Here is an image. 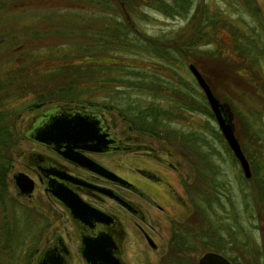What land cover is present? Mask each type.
Here are the masks:
<instances>
[{
	"label": "rangeland",
	"instance_id": "374dc122",
	"mask_svg": "<svg viewBox=\"0 0 264 264\" xmlns=\"http://www.w3.org/2000/svg\"><path fill=\"white\" fill-rule=\"evenodd\" d=\"M5 1L8 3L7 6L25 5L24 10L11 11L13 15L10 18L17 17L14 19V25L18 32L24 31L23 26L28 24L27 33L33 27L36 29L35 26L45 24L40 19H45L42 13H46V10L59 13L66 7L75 5H84L87 11L90 10V5L103 9V5L88 0ZM171 1L124 0L122 2L124 10L122 14H118V19L130 21L142 36H167L166 38H174L178 34H181L182 38L191 36L196 29V24H199V20L202 19L203 27L197 42V47L202 52L194 56L187 54L188 60L185 63L176 59L187 81H176L175 78L167 77L171 75V72L165 68L166 62L151 53L141 51L137 54L130 49L112 50L106 56L119 62L118 65H125V73L129 68L134 71V75L138 72L139 80L136 81L149 83L152 91L146 92L141 89L144 88L140 86L142 83L138 86L131 79L133 77L122 76L120 73L122 71L106 68V71H100L95 75L97 76L96 84L94 83L93 86L98 90H95L91 96L84 94V102L53 101L24 111L16 122L17 129L21 133L25 131L33 116L53 105L76 106L84 110L99 111L105 117L110 131L122 141L146 143L160 156L174 164V167L161 164L158 168L153 160L144 157L140 151H132L124 155L117 153L111 157L114 170L124 175H132L134 166L148 160L155 165V171L161 177L160 181L152 184L151 195L164 208L162 211L149 212L152 214L151 221L156 225L157 232L153 235L157 247H150L140 240L130 244V260L133 264H159L160 257L164 254L167 256L169 252L168 239L171 237V230L178 222L189 226L190 235L199 232L196 231L201 225H197L192 220L196 212L194 202L191 200L192 193L188 187H191V184L198 179L196 168L201 160L195 163L197 157L193 158L189 154L185 156L189 153L188 148L193 146L186 139L194 135L197 154L201 156L202 153L206 154L202 157L205 170L204 160L207 161V168L210 166V171L216 172L213 176V185L217 188L211 187L208 191L209 196L216 200L206 209V212L212 213L215 225L219 224L218 219L215 218H220V230L217 231L216 226L212 228L214 231L209 232L208 239L206 233L202 237H195L198 238L196 241L199 245L198 249L190 248L185 252L186 257L179 260L190 261L188 264H197V259L203 251L215 248L239 260L240 263L264 264V0H187L184 7L174 6L177 14H169L163 9H165L164 3ZM106 11V14L114 16L112 10L106 9ZM34 13L38 14L32 16ZM50 26L47 29H50ZM70 34L44 32V29H41L38 32V38L44 37V39H33L34 43H32L40 44L39 52H44L47 46L43 45L49 43L58 42V44L70 46L73 43ZM245 43H248L250 49L256 53L255 61L251 54L244 60L239 57L238 47ZM10 55L11 53L6 49L0 50V74L2 75L4 70L9 68L10 61L14 59L13 57L7 62L12 57ZM188 61L196 63L215 96L227 107L235 135L249 162L250 176L244 175L228 143L222 141L218 134L213 133L216 129L221 133L214 114L211 116L206 107L195 108V104L193 105L195 102L184 105L175 101L176 91L180 93V97L183 96V92H187L189 99L197 100L199 103L202 100V94L204 95L187 66ZM149 64L155 66L148 70ZM162 67L166 71L159 69ZM148 71H154V78L142 77ZM148 105H151L149 109ZM170 107L173 108L172 111ZM123 108H126V112ZM157 110L164 114H158V118L163 117V120H154L151 113ZM121 111L126 114L122 115ZM125 117H132L136 123L156 126L159 132L138 130L132 127L130 118ZM195 140H193L194 143ZM30 143L31 140L23 137L14 152L13 166L8 179L9 194L15 202L28 205L29 208L33 207L47 216L48 224L44 226L42 236L37 241L38 250L44 247L48 239L54 237L55 232L63 237L66 232L71 233L72 244H75L76 236L71 221L62 215L57 205L46 199L42 189L36 188L32 196L27 198L13 184L11 175L16 169L22 168L21 160L24 152L30 147ZM223 182H226V186L222 189ZM10 209L12 211V207ZM238 224L241 225L240 230ZM204 227L202 226V229ZM168 260H170L169 257Z\"/></svg>",
	"mask_w": 264,
	"mask_h": 264
},
{
	"label": "trees",
	"instance_id": "16d2710c",
	"mask_svg": "<svg viewBox=\"0 0 264 264\" xmlns=\"http://www.w3.org/2000/svg\"><path fill=\"white\" fill-rule=\"evenodd\" d=\"M88 1L103 5V9L99 6L90 5V10L87 11L84 5H75L76 7H66L59 13L46 10V13H42L46 20L40 19L45 24L35 26L36 29L33 27L32 30L28 31L30 34L26 32L28 26L26 24L23 26L24 31H19L23 34L21 35L14 25V19L17 17L10 18L13 15L10 12L18 9L24 10L25 5L7 6L8 3L5 0H0V50L3 48L11 53L10 56L12 57L7 62L14 57L10 61L9 68L4 70L3 75L0 74V264H31L32 256L38 248L37 241L42 236L49 221L43 212L15 202L9 194L8 179L13 166L14 152L19 146L20 140L25 137L24 131L21 133L16 125L21 114L53 101L84 102V94L91 96L95 90H98L97 87L93 86L97 78L95 75L100 71L111 70V68L119 72L122 71L120 72L122 76L133 77L131 79L138 86L139 83H142L140 86L144 88L141 89L146 90V92L152 91L149 83L136 81L139 80L138 72L134 75V71L129 68L125 73V65H118L119 62L109 59L106 56L109 51L120 49L127 51L130 49L131 52L137 54H140L141 51L151 53L166 62L164 66L171 72V75L167 77L175 78L176 81H187L181 73L180 64L177 62L185 63L188 60L187 54L194 56L202 52L197 47L198 39H200L199 33L203 27L202 19L199 20V24H196V29L191 36L186 38H182L181 34L174 38L142 36L130 21L118 19V14H122L124 10V3H122L124 0ZM186 4L187 0H172L169 3H164L165 9L163 11L169 14H177L178 12L174 11V6L184 7ZM106 9L112 10L114 16L111 17L106 14ZM36 14L38 13H34L32 16H36ZM48 26L50 29H47ZM14 28L17 32L14 31ZM39 29H44V32L72 33L70 36L73 43L70 46L61 45L58 42L44 44L43 46L46 45L47 49L44 52H39L40 44H33V39H44V37L38 38ZM75 33L78 35H74ZM236 39L239 40L237 37ZM248 45L245 43V45L241 44L238 47L239 57L244 60L247 55L251 54L255 61L257 59L256 56L254 57L256 53ZM242 62L245 63V61ZM188 63L190 62L188 61ZM193 63L196 66V63ZM154 66L149 64L148 70ZM159 69L166 71L163 67ZM154 75V71H148L142 77L154 78ZM130 85L133 86V84ZM179 94L178 91L174 94L176 102L184 105L195 102L193 103L195 108L200 106L204 109L206 107L207 112L213 116L203 94L200 103L197 100L189 99L187 92H183L181 97ZM150 106H147L148 109ZM192 108L194 107L192 106ZM170 109L173 110L171 107ZM123 111L126 112V108H123ZM123 111H121L122 115L126 114ZM151 114L154 120H163V117L158 118V114L164 115L160 111L157 110ZM125 118H130L132 127L138 130L159 132L156 126L151 127L146 123H136L132 117ZM213 133L218 134L220 139L226 142L219 130L216 129ZM186 140H189L193 146L190 147L191 150L188 148L189 153L185 156L197 157L195 163L201 160L198 162V168H196L198 179L191 184V187L187 186L192 193L190 194L191 200L195 205L196 214L192 213L195 216L192 220L201 227L197 229L196 232L199 231L198 233L190 235L189 226L181 224V222L176 223L173 229L171 248L166 256L170 259L169 264H188L190 262L179 260V258L186 257L185 252L190 248L198 249L199 245L196 243L198 238L195 237L203 236L202 226L204 227L206 209L216 200V198L209 196L210 193L208 192L211 187L217 188L213 185V176L216 172L210 171V166L207 168V161L204 160L205 170L202 157L206 154L202 153V156L197 154L194 146L197 145L195 136L193 135ZM177 224L181 225L178 226ZM212 226L213 222L210 228L216 226Z\"/></svg>",
	"mask_w": 264,
	"mask_h": 264
},
{
	"label": "flooded vegetation",
	"instance_id": "af4514ba",
	"mask_svg": "<svg viewBox=\"0 0 264 264\" xmlns=\"http://www.w3.org/2000/svg\"><path fill=\"white\" fill-rule=\"evenodd\" d=\"M55 106L64 111L57 112L52 109ZM224 108L228 114L225 105ZM75 109L83 111L82 114L91 112L88 113V121L89 127L92 129L93 126L94 131L86 136H72L74 141L51 140L46 143L28 138L31 143L23 154L22 168L15 170L26 172L34 180L33 191L36 188L42 189L46 199L57 205L62 215L71 221L76 236V243L72 244L71 233L66 232L63 237L55 232L54 237L48 239L41 250L37 248L31 264H89L81 252L84 244L82 240L84 237L93 238L100 234L107 237L108 251L116 257L119 264H133L130 260V244L140 240L150 247H157L153 235L157 232L156 225L151 221L152 214L149 212L162 211L164 207L151 195L152 184L161 178L155 171V165L159 168L161 164L169 167H174V164L146 143L122 141L110 131L105 117L99 111L53 105L33 116L27 128L31 130L45 115L49 116L48 122L59 114H62V117L74 118ZM132 151H140L144 157L156 164L144 160L141 165L134 166L130 176L114 170L111 165L112 155H124ZM79 158H84L85 164L77 162ZM225 186L226 182L221 183L222 189ZM57 194L61 197L57 198ZM72 198H76L83 208H77L74 216L64 202L73 200ZM211 215L207 211L204 220L203 236L206 233L207 239L210 238L209 232L214 231L210 228L212 222L215 226ZM215 219L219 221L216 225L219 231L220 218ZM238 229H241L240 224ZM171 232L168 239L169 250L174 230ZM207 250L220 252L233 264H245L221 250ZM159 264H169L165 254L160 257Z\"/></svg>",
	"mask_w": 264,
	"mask_h": 264
},
{
	"label": "water",
	"instance_id": "95a60500",
	"mask_svg": "<svg viewBox=\"0 0 264 264\" xmlns=\"http://www.w3.org/2000/svg\"><path fill=\"white\" fill-rule=\"evenodd\" d=\"M188 68L193 74L197 84L202 89L206 100L214 114L218 127L231 148L234 156L238 159L243 173L246 177L250 176L249 162L243 152V149L239 143L237 136L235 135L234 128L230 122L229 115L226 113L224 105L213 93L209 83L200 72V70L195 66L193 62L188 63ZM53 107L57 112L61 109ZM74 118L54 116L52 121L48 122L47 115L40 118V120L31 127L30 129H25L24 134L27 138H33L41 142H50L54 140L55 142L63 141H74L72 136H86L94 131V127H89V116L88 113L80 109H75ZM64 111V110H61ZM96 114V113H95ZM97 115V114H96ZM47 117V118H45ZM77 119V120H75ZM75 120V121H74ZM85 124V125H84ZM50 138V139H49ZM56 138V139H55ZM86 139V138H85ZM76 140V139H75ZM81 164H85L84 158H79L76 160ZM13 184L16 186L17 190L26 197H31L34 189V180L24 171L18 170L14 171L11 175ZM61 196L57 194V198ZM65 200V205L71 211L74 216L77 213V208H82L81 203L76 199ZM63 201V200H62ZM83 209V208H82ZM83 248L81 250L83 257L89 264H119L116 257H114L110 251H108V239L105 235H97L93 238L84 237ZM197 264H233L220 252L207 250L203 252L198 257Z\"/></svg>",
	"mask_w": 264,
	"mask_h": 264
}]
</instances>
